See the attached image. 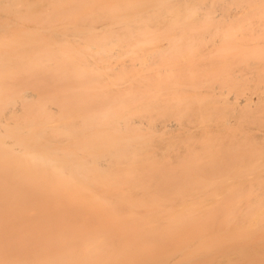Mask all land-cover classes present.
<instances>
[{
  "label": "bare ground",
  "instance_id": "6f19581e",
  "mask_svg": "<svg viewBox=\"0 0 264 264\" xmlns=\"http://www.w3.org/2000/svg\"><path fill=\"white\" fill-rule=\"evenodd\" d=\"M235 216L264 219V0H0V264H184Z\"/></svg>",
  "mask_w": 264,
  "mask_h": 264
},
{
  "label": "rangeland",
  "instance_id": "374dc122",
  "mask_svg": "<svg viewBox=\"0 0 264 264\" xmlns=\"http://www.w3.org/2000/svg\"><path fill=\"white\" fill-rule=\"evenodd\" d=\"M146 133L141 129L139 137L148 139ZM211 222L213 225L206 226L210 231L204 228L207 237L198 238L196 248L184 250L180 255L184 264H264V219L242 223L235 216L228 221L215 218Z\"/></svg>",
  "mask_w": 264,
  "mask_h": 264
}]
</instances>
